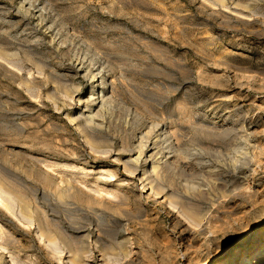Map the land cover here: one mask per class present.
<instances>
[{
  "label": "rangeland",
  "instance_id": "obj_1",
  "mask_svg": "<svg viewBox=\"0 0 264 264\" xmlns=\"http://www.w3.org/2000/svg\"><path fill=\"white\" fill-rule=\"evenodd\" d=\"M0 188V264L264 250V0H0Z\"/></svg>",
  "mask_w": 264,
  "mask_h": 264
},
{
  "label": "bare ground",
  "instance_id": "obj_2",
  "mask_svg": "<svg viewBox=\"0 0 264 264\" xmlns=\"http://www.w3.org/2000/svg\"><path fill=\"white\" fill-rule=\"evenodd\" d=\"M93 100H95V99H93ZM98 100V99H97ZM98 102V101H97ZM141 146V145H140ZM139 146V147H140ZM148 147V146H147ZM152 150V149H151ZM148 151V150H147ZM139 152H141L142 153V151H141V149L139 148ZM144 153V152H143ZM150 155V154H149ZM137 156V157H136ZM135 157H136V159H138V158H140V155H136ZM142 157V156H141ZM146 160V159H145ZM144 160V161H145ZM140 161V160H139ZM134 162H136V161H134ZM141 162V161H140ZM137 163V162H136ZM156 165V164H155ZM159 165V164H158ZM155 167H157V166H155ZM155 167H152L153 169H155ZM158 168V167H157ZM154 171V170H153ZM156 172V171H155ZM158 174V173H157ZM1 189V188H0ZM4 189V188H3ZM2 190V189H1ZM7 190V189H6ZM8 191V190H7ZM61 191V190H60ZM63 191V190H62ZM62 191H61V193H62ZM6 192V191H5ZM2 193H4V190H3V192H1L0 191V204H2V202H3V200L2 199H4L5 197H7V198H9L8 196H10V195H6V194H8V193H5V197L2 195ZM61 193H59V194H61ZM62 195V194H61ZM4 197V198H3ZM11 197H12V195H11ZM13 198H14V194H13ZM10 199V198H9ZM9 199H6L5 198V202H6V204L4 205V206H6L7 205V203H9V202H12L13 201V199H10V200H12V201H10ZM7 200H8V202H7ZM18 201H20V199H18ZM5 202H3V203H5ZM25 202V201H24ZM13 203V202H12ZM12 203H11V206H10V203L8 204V206H6V209H8L9 211H11V212H13L12 214H13V216H17L18 214L19 215H22V214H20L19 212L21 211L20 210V208L22 209V207H21V205L20 204H18L17 206L19 207V210L20 211H18V209L16 210L17 212H18V214L17 215H14V213H16L15 212V210H13L12 208L14 207V205H12ZM16 202H14V204H15ZM21 203V202H20ZM24 204V203H23ZM26 205V204H25ZM18 207H16L15 206V208H18ZM27 208H29V206H26ZM26 207L23 205V209H24V211H25V209H26ZM32 208V207H31ZM30 208V209H31ZM89 208V207H88ZM94 208V207H93ZM8 210H7V212H8ZM29 210V209H28ZM27 210V211H28ZM26 211V212H27ZM191 212V211H190ZM245 212H246V214H247V211L245 210ZM36 213V212H35ZM195 213V212H194ZM244 213V212H243ZM249 213V212H248ZM24 214V213H23ZM27 214H32L31 213V211L29 212V213H27ZM238 214V213H237ZM197 220H198V223H200L199 222V220H202V217H200V216H198V215H196V214H192ZM244 215V214H243ZM248 215V214H247ZM25 217L27 216V215H24ZM24 216H20V217H23V219L25 218ZM33 216V215H32ZM32 216H30V217H32ZM35 216V215H34ZM240 216H242V215H240ZM239 216V217H240ZM237 217H238V215H237ZM43 218V217H42ZM16 219H18V221H19V218L17 217ZM26 219H29V218H26ZM26 219H24V220H26ZM31 219V218H30ZM29 219V220H30ZM205 219V218H204ZM203 219V220H204ZM241 219H242V217H241ZM21 220V219H20ZM23 220V223H27V221H29V220H27L26 222ZM32 220V219H31ZM30 220V221H31ZM39 220V219H38ZM40 220H41V217H40ZM235 220H238L237 218L236 219H234V221ZM35 221V220H34ZM43 221H44V218H43ZM19 222H21V221H19ZM32 222H33V220H32ZM40 222V221H39ZM195 222V221H194ZM236 222V221H235ZM31 223V222H30ZM197 225H198V223L197 222H195ZM202 223V222H201ZM231 223H233V222H231ZM236 223H238V221L236 222ZM43 225H45L44 224V222L42 223ZM47 224V223H46ZM241 224V223H240ZM31 225V224H30ZM49 225V224H48ZM222 225V224H221ZM224 225V224H223ZM209 226V225H208ZM207 226V227H208ZM47 227V226H46ZM206 227V226H205ZM220 227H223V226H220ZM209 228V227H208ZM214 228H216V227H214ZM233 228V227H232ZM207 229V228H206ZM218 229H222V228H218ZM243 229V228H242ZM45 230H47L46 228H45ZM48 231V230H47ZM46 231V232H47ZM216 231H217V228H216ZM216 231H212V233L214 232V233H216ZM219 231V230H218ZM205 232V231H204ZM49 233H51L50 231H49ZM207 234H209L208 233V230H207ZM53 235H54V233H53ZM62 235L64 236V234L62 233ZM66 235H68V233L66 234ZM206 235V234H205ZM204 235V236H205ZM13 236V235H12ZM68 236H70V235H68ZM75 236V235H74ZM203 236V235H202ZM40 237V236H39ZM44 237V236H43ZM13 238H15V237H13ZM56 238V240L55 241H57V237H55L54 236V239ZM70 238V237H69ZM206 238V237H205ZM45 239V238H44ZM66 239V238H65ZM73 239H74V237H73ZM72 239V240H73ZM245 239H248V236H246L245 237ZM46 240V239H45ZM70 240H71V238H70ZM70 240H68L69 242H70ZM71 240V241H72ZM100 240V239H99ZM202 241H203V239H201ZM200 240V241H201ZM48 241H50V242H53V238L52 237H49L48 238ZM58 241H59V239H58ZM61 241V240H60ZM74 241V240H73ZM72 241V242H73ZM75 241H77L76 240V238H75ZM74 241V242H75ZM12 241H10V243H11ZM16 242V241H15ZM15 242H14V244H15ZM54 243V242H53ZM71 243V242H70ZM78 243V242H77ZM76 243V244H77ZM73 244V243H72ZM8 245V244H7ZM49 245V244H48ZM55 245H56V243H55ZM101 245H102V243H101ZM202 245V244H201ZM56 246H58V244L56 245ZM59 246H61V245H59ZM63 246V245H62ZM75 246V245H74ZM124 246V245H123ZM122 246V247H123ZM199 246V245H198ZM51 247V246H50ZM104 247V246H103ZM202 247V246H201ZM58 248V247H57ZM74 248V247H73ZM83 248V247H82ZM124 248H126V246L124 247ZM123 248V249H124ZM203 248V247H202ZM0 249H5L4 248V246H1L0 245ZM67 249V248H66ZM87 249V248H86ZM120 249H121V247H120ZM196 249H197V251H196ZM196 249H194V254H192V256L193 257H195V258H197V256L199 255V253H200V250L199 249H201L200 247H199V249L196 247ZM227 249V251L228 250H230V248H226ZM6 250H8L7 248H6ZM82 250V249H81ZM81 250H79V251H81ZM101 250H102V248H101ZM100 250V251H101ZM188 250V249H187ZM193 250V249H192ZM191 250V251H192ZM204 250V249H203ZM206 250H209V249H206ZM88 251L89 250H87V253H88ZM121 251V250H120ZM126 251V250H125ZM189 251V250H188ZM245 251V250H244ZM263 251L264 250H261V249H259V250H257V248L254 250V252L253 251H251V250H248V251H246L245 253H243V257H242V260H241V264H263V260L261 259V256H262V254H264L263 253ZM2 252H3V250H2ZM8 252H10V251H8ZM69 252V251H68ZM202 252V251H201ZM224 252V251H223ZM239 252V250H234L233 252H230V254L229 253H227V254H224V255H222L220 258H219V260H218V264H229L230 262H231V260H232V258H233V255L235 254V253H238ZM1 253V252H0ZM84 253H86V251L84 252ZM102 253V252H101ZM120 253V252H119ZM188 253V252H187ZM192 253V252H191ZM4 254V253H3ZM10 254V253H9ZM108 254V253H107ZM106 254V255H107ZM112 254V253H111ZM118 254V253H117ZM189 254H190V251H189ZM189 254H188V256H189ZM112 255H114V254H112ZM77 256V255H76ZM108 256V255H107ZM85 257H86V255H85ZM106 257V256H105ZM4 258V257H3ZM12 258H14V256H12ZM195 258L193 259V260H195ZM15 259V258H14ZM69 259H71V258H69ZM86 259V258H85ZM16 260H17V258H16ZM83 260V259H82ZM87 260H89V259H87ZM107 260V259H106ZM18 261V260H17ZM70 261V260H69ZM78 257H73V259H72V263H74V264H78ZM85 261V260H84ZM191 261V260H190Z\"/></svg>",
  "mask_w": 264,
  "mask_h": 264
}]
</instances>
